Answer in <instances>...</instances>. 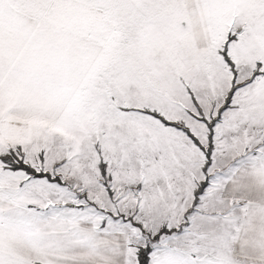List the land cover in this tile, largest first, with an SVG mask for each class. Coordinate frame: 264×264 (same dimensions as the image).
<instances>
[{"label":"snow or ice","instance_id":"snow-or-ice-1","mask_svg":"<svg viewBox=\"0 0 264 264\" xmlns=\"http://www.w3.org/2000/svg\"><path fill=\"white\" fill-rule=\"evenodd\" d=\"M0 264H264V0H0Z\"/></svg>","mask_w":264,"mask_h":264}]
</instances>
